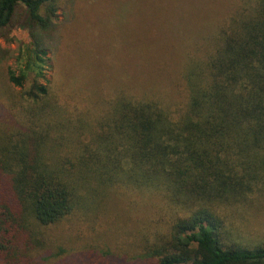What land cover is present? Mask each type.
I'll use <instances>...</instances> for the list:
<instances>
[{
    "label": "trees",
    "instance_id": "16d2710c",
    "mask_svg": "<svg viewBox=\"0 0 264 264\" xmlns=\"http://www.w3.org/2000/svg\"><path fill=\"white\" fill-rule=\"evenodd\" d=\"M243 1L207 55L185 62L173 112L154 93L140 100L122 92L88 144L53 138L63 116L71 111L79 121L92 110L88 95L100 98L103 77L115 73L113 54L88 46L82 68L86 78L98 76L97 92L88 82L79 99L64 100L47 79L10 90L19 125L0 127V264H44L65 256L68 240L86 238L89 255L76 260L97 264L92 243L102 236L119 255L109 248L101 264H264V222L255 223L254 209L264 195V0ZM56 6L0 0V36L17 27L32 40L27 75L6 72L14 86L23 88L29 73L45 79ZM101 24L125 28L117 16ZM114 209L108 234L103 224ZM123 213L132 225L120 233ZM63 231L76 233L66 239Z\"/></svg>",
    "mask_w": 264,
    "mask_h": 264
},
{
    "label": "rangeland",
    "instance_id": "374dc122",
    "mask_svg": "<svg viewBox=\"0 0 264 264\" xmlns=\"http://www.w3.org/2000/svg\"><path fill=\"white\" fill-rule=\"evenodd\" d=\"M245 1L254 4L256 0L243 2ZM241 4V0H57L53 30L45 38L49 67L45 72V79L29 73L23 88L10 83L6 76L9 70L17 77L23 73L27 75L26 51L32 40L26 30L17 27L0 36V127L19 125L9 110L11 107L8 105V97L12 90L27 92L34 84L46 85V81L50 80L52 92L57 91L56 94L64 100L67 93L79 99L84 84L88 82L97 92L98 76L86 78L82 68L86 65L83 62L86 46L89 47V52L101 57H112V53L116 58L115 73L100 76L109 79L108 86L104 89L106 92L99 100L91 101L97 98V94L88 95L91 97L89 107L96 101L92 110L79 121L75 116L72 118L71 111L63 116L60 129L52 131L53 138L60 141L62 139L63 145L88 144L91 134L97 131L101 118L111 112L116 100L123 97L122 92L131 98L138 96L140 100H144V92L149 96L154 93L172 111L170 106H174L179 99L180 72L184 71L187 62L199 61L207 55L213 47L212 35L217 34L225 20ZM121 5L125 8L119 10ZM116 16L123 21L125 28L120 26L115 30L104 28L101 24V20ZM209 20L213 21L207 23ZM4 36L6 37L3 38ZM120 40L127 43L121 44ZM95 71L96 69L92 73ZM88 73L91 74L89 71ZM87 103L84 100L83 105L86 106ZM78 127L79 130L75 129ZM254 209H261L255 213L258 220L255 223L262 225L264 195L259 198ZM112 213L109 222L103 224V231L108 234L113 229L117 210L114 209ZM131 225V218L124 214L119 220L117 231L122 233L125 227L129 228ZM66 230L68 229L65 228L64 231ZM64 231L62 234L66 239L76 233L71 231L66 234ZM87 240L88 238L81 243L68 240V253L60 258H48L44 264H79L82 255H89L90 249L84 248ZM110 240L108 236H102L97 243H92L93 252L97 253V264L106 259L109 248L113 254H117ZM78 256L81 257L76 260Z\"/></svg>",
    "mask_w": 264,
    "mask_h": 264
}]
</instances>
